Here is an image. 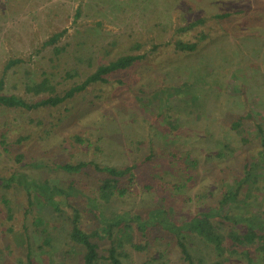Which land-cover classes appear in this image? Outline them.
I'll use <instances>...</instances> for the list:
<instances>
[{
  "label": "rangeland",
  "instance_id": "obj_1",
  "mask_svg": "<svg viewBox=\"0 0 264 264\" xmlns=\"http://www.w3.org/2000/svg\"><path fill=\"white\" fill-rule=\"evenodd\" d=\"M222 13L230 15L215 17ZM197 19L203 22L189 26ZM176 41L197 46L179 51ZM126 54L146 56L57 106H0V264H83L85 249L69 236L71 209L79 210L84 232L98 227L86 198L97 195L105 174L91 164L64 172L65 163L133 168L132 182L124 177L122 184L129 191L100 210L108 218L152 219L143 229L132 223L133 243L143 249L126 244L123 264H184L173 233L151 210L181 222L216 207L251 158L259 161L251 191L224 210L264 218V152L255 128H264V0H0L2 95L38 101L44 94L26 86L44 78L61 94ZM239 117L240 134L233 128ZM11 174L13 184L4 187ZM44 179L63 189L72 182L80 197H57L55 210L27 195L22 180ZM93 241L100 244L95 264H109L100 257L109 239ZM186 244L195 264L217 260L198 237ZM250 257L264 264L257 252ZM219 264L247 263L230 257Z\"/></svg>",
  "mask_w": 264,
  "mask_h": 264
},
{
  "label": "trees",
  "instance_id": "obj_2",
  "mask_svg": "<svg viewBox=\"0 0 264 264\" xmlns=\"http://www.w3.org/2000/svg\"><path fill=\"white\" fill-rule=\"evenodd\" d=\"M78 13L79 11L76 10L77 15ZM229 15L230 13H222L216 14L215 17L223 19ZM202 22L203 19H197L191 22L189 26L198 25ZM181 30H186V28H182ZM61 33L62 32L55 33L52 38H58ZM199 37L204 39L206 36L205 34H200ZM175 46L179 51H193L197 43L176 41ZM145 56V54H126L119 56L107 64H100L80 83L73 84L61 94H56L55 88L47 78H44L40 82L26 86V91L28 92H32L35 95L44 94V97L40 98L38 101L28 104L15 95L0 94V106L21 107L25 109L57 106L67 99L72 98L75 94L84 91L88 86L97 83H106L108 77L112 73L135 66L144 59ZM16 62L17 61H10L8 66ZM2 85L3 81L0 80V89ZM240 120H242V117H239L238 120L233 123V128L238 134L242 131L239 129L241 126ZM255 128L261 142L260 153H263L264 128L259 122L255 124ZM242 140L246 142L244 138H242ZM76 141H80V139L76 138ZM251 159V161H245L243 175L234 179V184L232 186L221 189V196L216 207L197 212L189 219L181 222L167 219L166 213L160 208L151 210L150 217L162 225L164 230L173 233L176 245L180 251L181 261H183L184 264H195V260L190 254L186 244V239L190 235L198 237L211 246L212 253H214L217 258L213 264H219L220 259L228 260L230 257L245 258V262L250 264L252 261L250 254L252 252H257V254L264 259V218H261L263 214L261 217L258 215L259 213L245 215L230 214L228 211L226 212L224 210L228 202L234 200L238 194L242 193L247 196V193L251 191L252 188L248 186V183H254L259 173L258 169L255 168L259 161L255 158ZM89 164L105 174L104 178L101 179L102 181L98 187L97 195L93 198H86L88 206L85 208L87 211L91 212L98 225L97 228L100 230L98 231L96 228L90 233L84 232L79 225V210L72 206L69 232L70 239L73 243L81 245L85 249L82 258L83 264H95L99 258L100 244L99 242L93 241L94 238L99 240L109 239L110 242V246L106 248L107 254L100 257H104L109 264H123L121 257L126 256V253L123 251L126 244L136 250L143 249L142 246L133 243L132 223H141L142 227H140V229H143L152 219L147 221L138 214L129 215L127 213L117 214L112 218L106 217L104 213L100 211L101 206L108 205L114 197H123L129 191V186L127 188L122 184L125 180L124 177H127L129 183L132 182L134 177L132 173L133 168L130 166H124L123 168H116L114 166L100 167L94 162H78L76 164L65 163L62 165L61 170L68 173H79ZM13 179L14 174H11L8 178H3L2 182L4 187L8 188L11 186V184H13ZM47 182H49L48 179H44L39 183L34 180H22L27 195L34 193L36 201H38L37 197L40 196L42 198L41 202L49 206L51 205L55 210H58L59 205L56 199L57 197L64 198L67 202H69L71 197H80L79 192L72 182L68 184L66 189L55 186L54 184L50 185ZM19 183H21V181H19ZM30 189L32 192H29ZM242 190H244V192H242ZM28 200L31 203L32 199L30 200V198H28ZM2 201L9 211V202L5 198H3ZM41 221V218H38L36 223H41ZM225 223L231 226L223 228ZM113 228H117L115 233ZM44 242H48L47 238Z\"/></svg>",
  "mask_w": 264,
  "mask_h": 264
}]
</instances>
